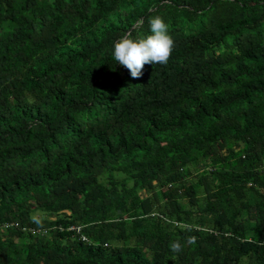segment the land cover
Here are the masks:
<instances>
[{
  "label": "trees",
  "instance_id": "16d2710c",
  "mask_svg": "<svg viewBox=\"0 0 264 264\" xmlns=\"http://www.w3.org/2000/svg\"><path fill=\"white\" fill-rule=\"evenodd\" d=\"M0 264H264V0H0Z\"/></svg>",
  "mask_w": 264,
  "mask_h": 264
},
{
  "label": "clouds",
  "instance_id": "9594fccd",
  "mask_svg": "<svg viewBox=\"0 0 264 264\" xmlns=\"http://www.w3.org/2000/svg\"><path fill=\"white\" fill-rule=\"evenodd\" d=\"M148 24L151 35L134 39L130 32L126 33L113 43L111 49L113 61L126 67L133 79L142 77L145 65L150 64L152 67L155 64L166 65L175 47L174 39L169 35V25L164 22L162 17H150ZM140 25H143V20L140 21ZM36 222L39 223V221ZM73 228L70 225L67 230ZM35 232H39V230ZM79 238L85 240L82 235ZM186 242L194 243L195 237L188 238ZM169 247L172 253H179L183 250L184 245L180 241H173Z\"/></svg>",
  "mask_w": 264,
  "mask_h": 264
}]
</instances>
